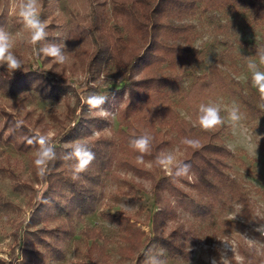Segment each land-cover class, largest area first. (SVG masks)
Returning a JSON list of instances; mask_svg holds the SVG:
<instances>
[{"label":"trees","instance_id":"16d2710c","mask_svg":"<svg viewBox=\"0 0 264 264\" xmlns=\"http://www.w3.org/2000/svg\"><path fill=\"white\" fill-rule=\"evenodd\" d=\"M96 4L101 5V2ZM229 7L246 12L249 21L260 27V41H234L259 61L256 52L264 48V0L111 1V17L103 16L94 25L93 49L87 67L89 72L97 74L115 72L122 82L120 87L102 94L107 96L105 108H109L113 101H124V107L119 111L116 141L102 136L89 138L93 130H101L106 123L96 113L98 110L90 109L86 103L90 94H100L94 87L82 83L79 89L84 97L81 100L74 85L63 77L53 78L31 68L5 75L0 66V89L8 96L32 85L44 98L55 99L57 93L71 90L76 100L72 109L73 124L52 142L57 158L49 164L45 176L34 172L41 188L34 201L32 198L29 201L31 207L27 222L18 224L13 233L14 244L7 264H38L41 257L63 261L65 255L59 243L73 238L76 224L84 222L85 217L95 212L103 219L122 226L125 235L116 249L119 259H131L134 264H142L152 244L159 245L169 258L186 259L188 252L180 243L158 232L156 217L147 216L146 223L151 224L152 230V236L147 237L122 215L99 209L97 190L114 164L143 176L148 172L137 165V157L143 155L144 160L155 163L160 152L174 144L175 139L160 130L163 127L172 130L185 149V156L178 164H188L190 168L186 175L178 178L172 174L174 167L171 175L154 179L156 202L161 207L159 216L175 217L171 201L168 197L161 198L163 192L175 199L176 206L184 207L202 220L210 219L216 206L223 205L227 196L246 207L248 193L228 173L227 160L233 157V153L222 141L228 128L223 112L220 110L224 123L211 130L202 129L198 117L200 106L218 96L236 101L250 119L264 117V110L259 107L260 94L253 86L252 76L243 84L215 63L208 72L197 75L187 90L183 87L185 72L200 60L193 46L196 30L191 20L201 14L223 26L215 13ZM225 43L231 44L229 40ZM173 96L188 106L190 120L178 115L172 103ZM18 132L24 133L18 147L36 144L28 142L36 136L23 126L13 125L7 139L12 141ZM142 135L151 137L150 149L143 154L130 146L131 140ZM185 138L198 140L199 147L184 144ZM77 143L87 145L95 159L79 179L73 180L70 165L74 161H65L62 157ZM177 183L188 186L196 196L184 191ZM256 235L264 242V236ZM81 237L89 241L85 250L89 261L85 264H105L108 257L101 231L97 227H84ZM97 240L103 243L99 245ZM239 251L244 264H256L253 249L240 247ZM94 255L96 263L93 262ZM1 263L4 261L0 260Z\"/></svg>","mask_w":264,"mask_h":264},{"label":"rangeland","instance_id":"374dc122","mask_svg":"<svg viewBox=\"0 0 264 264\" xmlns=\"http://www.w3.org/2000/svg\"><path fill=\"white\" fill-rule=\"evenodd\" d=\"M111 1L39 0V17L45 24L47 36L44 41L33 45L30 42L31 33L19 16L21 0H0V28L10 35V50L21 60V70L31 68L48 73L53 78L63 77L74 85L82 100L84 94L79 87L84 82L94 87L100 95L122 85L115 72L97 74L89 72L87 67L93 49L94 25L103 16L111 17ZM98 2L101 5H97ZM215 14L223 26L207 20L201 14L191 20L196 30L193 46L200 60L184 74L183 87L186 90L197 75L208 72L215 63L243 84L252 76L247 68L249 62H255L258 70L264 71V64L254 59L248 50L234 43L236 40L247 43L260 41V27L252 24L248 14L239 9L229 7ZM225 40L231 44L225 43ZM47 43L61 46L66 57L64 63H56L53 58L38 53V49ZM1 67L5 75L19 71L11 74L5 66ZM75 102L71 90L57 93L55 99H47L32 85L22 87L11 96L0 89V260L4 261L1 264L9 263L10 248L14 244L13 233L18 224L27 222L31 207L29 201L31 198L34 201L41 188V184L34 178V172L38 171L34 161L39 145L26 144L20 148L18 143L23 140L24 133H15L12 141L7 139V135L13 125L23 126L33 136H47L52 143L73 124L72 109ZM172 103L180 117L191 119L188 106L185 107L180 98L173 96ZM203 105L218 106L223 112L228 128L222 141L233 153V157L227 160L228 173L245 188L249 202L243 207L231 196H227L223 205L216 206L210 219L202 220L184 207L176 206L175 199L163 192L161 198L164 200L168 197L171 201L175 217L159 216L161 207L156 202L154 179L171 175L175 165L185 156V149L174 132L168 127L160 128L175 139L171 147L163 149L158 155L160 158L171 154L172 165L166 168L157 163L158 159L155 163L143 159V163H136L148 173L139 176L114 164L97 190L100 210L122 215L147 237L152 236L151 224L146 223L147 216H154L159 222L158 232L161 236L180 243L188 252L186 259H172L159 245L152 244L142 264H151L152 258L162 264H244L240 247L253 249L256 264H264V242L256 235L260 233L264 236V117L250 119L236 101L225 96L210 99ZM123 107L124 101L111 102L109 108L103 107L109 112L107 117L102 116L98 110L96 113L106 123L101 130H93L89 138L102 136L116 141L119 111ZM233 107L239 110L241 116L235 125L228 119ZM177 184L196 196L188 186ZM84 227H97L104 236L108 257L105 264H134V260L119 259L116 253L125 235L122 226L103 219L98 212L76 224L73 238L59 243L65 255L63 261L41 257L37 263H87L89 258L85 257V250L89 241L81 237ZM96 242L99 245L103 243L102 240ZM93 257L96 263V255Z\"/></svg>","mask_w":264,"mask_h":264},{"label":"clouds","instance_id":"9594fccd","mask_svg":"<svg viewBox=\"0 0 264 264\" xmlns=\"http://www.w3.org/2000/svg\"><path fill=\"white\" fill-rule=\"evenodd\" d=\"M38 4L39 0H21L19 6V16L22 19L25 28L31 33L30 42L33 45L44 41L47 36L45 24L39 17ZM11 47L12 42L10 35L0 28V66H5L7 71L12 74L17 70L22 69V62L10 50ZM38 53L53 58L56 63H64L66 59L61 46L55 43L45 44L38 49ZM256 55L259 58L260 64H264V48L258 49ZM247 68L252 73L253 86L257 88L260 94L261 103L259 107L264 110V71L258 70L255 62H249ZM106 100L107 96L94 93L87 97L86 103L90 109H97L102 116L107 117L109 112L103 108ZM228 119L233 125L240 121L241 116L239 110L233 107L228 114ZM198 122L202 129L211 130L222 125L224 120L220 115V108L218 106L202 104L199 108ZM28 142L30 144L35 142L39 145L34 163L38 170V174L40 176H45L49 164L57 158L55 146L50 142L49 138L44 135L34 137ZM150 142V136L142 135L131 140L130 146L143 154L149 151ZM182 142L193 148L199 147L198 140L185 138ZM62 159L65 161H74V163L70 165V170L72 172V179L77 180L80 178V174L85 172L91 162L95 159V154L87 145L77 143L72 147L71 151L63 155ZM137 162L143 163V155L137 157ZM157 163L167 168L169 165L173 164V156L171 154L162 156L158 158ZM189 168L190 165L188 164H176L175 171L172 174L174 178L184 176L187 174ZM151 264H162V262L152 258Z\"/></svg>","mask_w":264,"mask_h":264}]
</instances>
